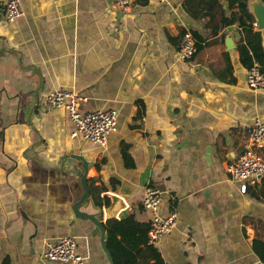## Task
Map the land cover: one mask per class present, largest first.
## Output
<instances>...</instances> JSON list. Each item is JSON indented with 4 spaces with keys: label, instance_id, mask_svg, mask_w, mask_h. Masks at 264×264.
<instances>
[{
    "label": "crops",
    "instance_id": "0c3cea01",
    "mask_svg": "<svg viewBox=\"0 0 264 264\" xmlns=\"http://www.w3.org/2000/svg\"><path fill=\"white\" fill-rule=\"evenodd\" d=\"M7 1L0 0V264H60L44 253L68 236L84 264H110L101 233L93 236V223L73 212L85 164L95 201L104 205L110 193L124 200L118 219L150 223L145 187L164 194L163 212L178 215L155 244L166 264H264L253 250L264 239V196L252 191L262 182L242 193L226 172L253 120L264 119V90L247 85L239 26L221 28L214 10L213 19L203 16L201 0H130L127 12L110 0H20L24 17L7 23ZM248 3L253 15L254 5L264 6ZM255 26L264 49V29ZM186 31L202 41L189 61L179 55ZM59 89L86 99L84 112L118 113L106 147L73 137L68 114L45 108ZM81 211L97 214L90 204Z\"/></svg>",
    "mask_w": 264,
    "mask_h": 264
},
{
    "label": "built area",
    "instance_id": "2783aa9c",
    "mask_svg": "<svg viewBox=\"0 0 264 264\" xmlns=\"http://www.w3.org/2000/svg\"><path fill=\"white\" fill-rule=\"evenodd\" d=\"M120 12L130 10V0H110ZM167 1V0H161ZM25 15L20 0H8L4 10V20L14 23ZM198 51L196 40L190 31L183 34L180 43V58L189 61ZM247 85L252 90H264V74L260 66L254 63L248 71ZM86 99L75 92L59 89L46 97L45 108L65 111L75 126L73 137L99 146L106 147L110 136L118 127V113L115 110L84 112L81 104ZM248 139L240 157L227 165L226 172L240 185L242 193L249 187L256 186L264 179V119L256 118L247 131ZM164 194L156 187L147 185L144 190L143 208L150 213V244H157L177 226V212H162ZM44 259L63 263L84 264V259L77 254V242L72 236L61 238L57 244H49Z\"/></svg>",
    "mask_w": 264,
    "mask_h": 264
},
{
    "label": "trees",
    "instance_id": "16d2710c",
    "mask_svg": "<svg viewBox=\"0 0 264 264\" xmlns=\"http://www.w3.org/2000/svg\"><path fill=\"white\" fill-rule=\"evenodd\" d=\"M193 1L187 0V3ZM226 2L227 9L225 10L223 4L218 0L198 1L200 6L209 10L203 16L213 19L214 14L211 13V10L217 12L221 28L236 24L239 26L241 38L238 51L243 65L250 70L254 63H257L264 74L262 35L256 29L255 17L250 11L248 0H226ZM191 12L195 18L201 17V13L197 9L192 8ZM193 37L197 47L201 48L202 41L199 35L193 33ZM261 182L262 186L258 187V190L249 188L248 192L252 190L253 193L264 196V179ZM97 203L102 204L100 201ZM107 203L108 200L105 204ZM150 227V223L138 222L134 214L106 222L105 229L108 234L106 246L113 257L114 264H166L158 248L149 242ZM253 250L264 263V239L255 240ZM1 264H11L10 259L5 258Z\"/></svg>",
    "mask_w": 264,
    "mask_h": 264
},
{
    "label": "water",
    "instance_id": "95a60500",
    "mask_svg": "<svg viewBox=\"0 0 264 264\" xmlns=\"http://www.w3.org/2000/svg\"><path fill=\"white\" fill-rule=\"evenodd\" d=\"M253 13L256 19L257 28L259 30L264 29V6L260 4L254 5ZM230 43L231 41H228V46L230 45ZM87 172H88V167L85 164L84 172H79V177L81 178L82 181L84 193L82 194L81 198L74 204L73 212L76 218H79L81 220H88L93 223L94 225L92 232L93 236H96L99 232L101 233V239H100L101 246L108 257L110 264H114L113 257L106 246V240L108 238V234L106 232L104 223L101 221V219L102 217H104L105 222L110 220H117L119 213L126 208V204L121 197L113 193L107 195L108 203L106 205L105 204L102 205L103 203L98 204L97 203L98 201L97 200L95 201L91 195L88 179H87ZM87 204H90L91 207L97 212V214H89L86 212H82L81 208L87 206ZM165 204H166V199L164 196L163 203L161 205L162 212L164 210ZM57 263L73 264L71 262L63 263L61 261H57Z\"/></svg>",
    "mask_w": 264,
    "mask_h": 264
}]
</instances>
